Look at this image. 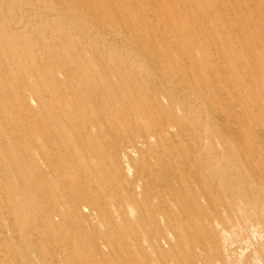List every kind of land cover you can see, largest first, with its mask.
I'll return each instance as SVG.
<instances>
[{
    "label": "rangeland",
    "instance_id": "rangeland-1",
    "mask_svg": "<svg viewBox=\"0 0 264 264\" xmlns=\"http://www.w3.org/2000/svg\"><path fill=\"white\" fill-rule=\"evenodd\" d=\"M83 263L264 264V0H0V264Z\"/></svg>",
    "mask_w": 264,
    "mask_h": 264
},
{
    "label": "bare ground",
    "instance_id": "bare-ground-1",
    "mask_svg": "<svg viewBox=\"0 0 264 264\" xmlns=\"http://www.w3.org/2000/svg\"><path fill=\"white\" fill-rule=\"evenodd\" d=\"M211 15V14H210ZM125 31V30H124ZM60 66V65H59ZM78 95V94H77ZM186 134V133H185ZM84 142V141H83ZM85 191V190H84ZM59 200V199H58ZM60 201V200H59ZM59 203V202H58ZM83 209V208H82ZM84 210V209H83ZM86 210V209H85ZM81 216H82V214H81ZM120 237V236H119ZM78 262V261H77ZM84 264V263H83Z\"/></svg>",
    "mask_w": 264,
    "mask_h": 264
}]
</instances>
